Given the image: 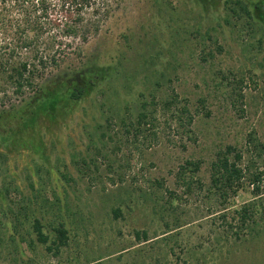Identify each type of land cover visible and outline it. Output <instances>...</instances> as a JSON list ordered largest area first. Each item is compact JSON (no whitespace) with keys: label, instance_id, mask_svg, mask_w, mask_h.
<instances>
[{"label":"rangeland","instance_id":"1","mask_svg":"<svg viewBox=\"0 0 264 264\" xmlns=\"http://www.w3.org/2000/svg\"><path fill=\"white\" fill-rule=\"evenodd\" d=\"M237 1L99 0L109 12L99 33L73 38L61 67L40 71L22 94L10 70L48 41L22 47L35 33L18 34L26 20L0 7L11 19L0 20V44L17 47L0 51L10 62L0 65V264H264V175L257 201L248 184L224 198L211 179L228 146L246 162L248 135L264 144V22L233 14ZM89 64L116 72L59 113L35 108L36 124L25 125L47 80ZM173 93L194 115L192 139L170 113L138 123L144 102ZM187 162L201 169L183 180ZM61 223L69 242L57 249Z\"/></svg>","mask_w":264,"mask_h":264},{"label":"trees","instance_id":"2","mask_svg":"<svg viewBox=\"0 0 264 264\" xmlns=\"http://www.w3.org/2000/svg\"><path fill=\"white\" fill-rule=\"evenodd\" d=\"M230 3L231 1L227 5ZM233 5L234 7L228 9L235 15H239L240 11L243 15L241 17L247 18L250 24L251 22H264V0H258L257 3L251 5L239 0ZM0 7L2 10H6L8 14L16 10L19 13V20H26L23 23L24 31L19 30L18 34L35 33L31 40L28 36L24 37L22 47L31 48L34 40L48 41L45 44L47 46H38L35 59L19 62L17 68L10 70L8 80L18 94H22L25 87L34 85L39 79L40 71L44 72L47 67L60 68L61 61L75 49L73 47L75 43L72 39L81 36L79 40L83 44L87 43L92 33H99L101 22L107 19L109 13L108 10L102 8L99 0H59L56 4L52 0H0ZM0 20L11 19L0 14ZM59 20L63 21L60 22ZM4 24L3 22L2 25ZM54 27L59 30L52 32ZM0 51L15 53L17 47L13 44L3 43L0 44ZM0 65L7 67L10 62L1 60ZM115 72L113 67L89 64L84 69L75 71L72 75L63 77L53 75L51 79L46 81L47 85L42 88V91L37 93L28 103L25 114L30 119H26L25 125L28 127V125L34 126L36 124L35 116L38 114L35 112V108L39 111L52 112V114L59 113L64 105L79 104L86 99L102 82L110 79ZM152 103V105L143 103L138 116L139 124L148 125L151 117L154 119L152 113L159 111L166 114L170 113L173 114L172 121L177 129L184 130L185 134L192 139L194 135L192 127L195 118L189 105L180 100L177 93H173L165 101L157 102L154 98ZM152 108L153 112H150ZM20 115L21 119H25L22 112ZM246 144L250 154V158L246 162L243 152L236 147L228 146L219 153L216 161L212 164V184L224 198H228L230 195L235 197L240 192L245 191L246 184L252 189L251 193L254 195L255 201L262 196L264 144L255 132L248 135ZM200 169L199 163L187 162L185 166L181 167L179 176L184 180L187 177V171H191L193 174L191 179H194ZM118 212L119 210L114 211L116 215ZM242 212H239V215L245 222L252 211L250 208H245ZM36 225L40 241L47 244L48 238L41 231L40 224L36 223ZM55 232L57 235L54 244L56 248L66 247L69 236L65 224L61 223ZM136 235L137 239L140 240L141 234L137 233ZM143 236L147 241V234L143 233ZM49 250L52 249L49 248Z\"/></svg>","mask_w":264,"mask_h":264}]
</instances>
